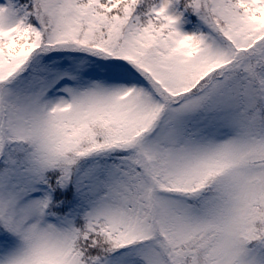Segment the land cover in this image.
Returning a JSON list of instances; mask_svg holds the SVG:
<instances>
[{"label":"snow or ice","instance_id":"1","mask_svg":"<svg viewBox=\"0 0 264 264\" xmlns=\"http://www.w3.org/2000/svg\"><path fill=\"white\" fill-rule=\"evenodd\" d=\"M0 264H264V0H0Z\"/></svg>","mask_w":264,"mask_h":264}]
</instances>
